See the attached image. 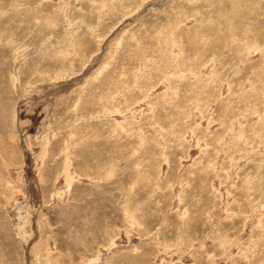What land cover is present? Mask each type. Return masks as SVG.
<instances>
[{"label": "rangeland", "instance_id": "374dc122", "mask_svg": "<svg viewBox=\"0 0 264 264\" xmlns=\"http://www.w3.org/2000/svg\"><path fill=\"white\" fill-rule=\"evenodd\" d=\"M0 264H264V0H0Z\"/></svg>", "mask_w": 264, "mask_h": 264}]
</instances>
